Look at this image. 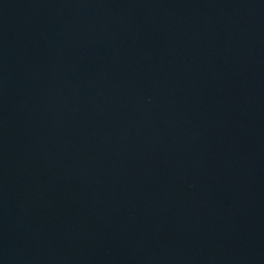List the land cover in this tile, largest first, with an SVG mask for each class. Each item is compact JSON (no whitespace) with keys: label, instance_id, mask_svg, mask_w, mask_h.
I'll list each match as a JSON object with an SVG mask.
<instances>
[{"label":"water","instance_id":"95a60500","mask_svg":"<svg viewBox=\"0 0 264 264\" xmlns=\"http://www.w3.org/2000/svg\"><path fill=\"white\" fill-rule=\"evenodd\" d=\"M0 264H264V0H0Z\"/></svg>","mask_w":264,"mask_h":264}]
</instances>
